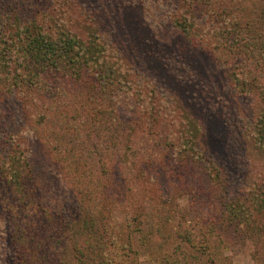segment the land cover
Segmentation results:
<instances>
[{
    "label": "rangeland",
    "instance_id": "rangeland-1",
    "mask_svg": "<svg viewBox=\"0 0 264 264\" xmlns=\"http://www.w3.org/2000/svg\"><path fill=\"white\" fill-rule=\"evenodd\" d=\"M4 1L0 30L6 29V39L38 24L53 39L70 36L107 48L100 71L93 66L75 78L70 72L67 78L58 75L64 79L57 81L54 97L42 93V86L36 90L40 98L22 89L2 101L0 123L17 131L18 141L27 138L19 151L28 148L44 204L51 203L47 207L54 214L56 201L77 204L68 177L59 170V147L48 140V135L63 133L62 125L77 132L80 149L96 151L89 173L106 187V211L116 210L103 216L116 219L110 231L120 235L106 252L111 264H264V148L250 139L262 106L243 89L247 75L242 57L215 32L222 25L217 15L225 7L229 12L232 5L251 6L256 0H214L203 8L187 0H62L57 3L61 12L69 1L67 22L59 8L50 13L55 0ZM10 4L17 19L9 14ZM185 21L193 24L197 44L176 24ZM16 54L10 63L19 75L22 53ZM242 121L249 135L246 147L252 151L248 161L238 145L234 163L222 136L232 133L231 142L240 138L231 129ZM35 133L44 139L38 142ZM7 138L4 133L2 145ZM78 155L83 160V152ZM84 161L69 158L67 164L86 170ZM7 199L16 214L14 200ZM146 205L152 208L153 223L164 224L159 233L135 221ZM0 217V264H18L8 250L14 252L18 245L7 242V236L14 232L10 226L15 229V219H21L5 212ZM48 247L41 253L60 264L54 257L63 255L54 256ZM62 258L72 264L69 257Z\"/></svg>",
    "mask_w": 264,
    "mask_h": 264
},
{
    "label": "trees",
    "instance_id": "trees-1",
    "mask_svg": "<svg viewBox=\"0 0 264 264\" xmlns=\"http://www.w3.org/2000/svg\"><path fill=\"white\" fill-rule=\"evenodd\" d=\"M8 1L5 0L4 2ZM187 1L196 8H203L207 4L214 5V0ZM256 1L251 6L232 5L229 12L225 7L221 11L222 14L217 15V20L222 25L218 27L220 30L215 32L219 34L218 36L226 39L229 44L226 43V45L236 56H241L243 59L242 67L247 75V78L243 80V89L246 93L257 96L262 106L259 119L256 120L255 125L252 124L253 129L250 132V139L255 142L256 146L260 145L261 148H264V0ZM13 2L14 0H11V3ZM261 2L262 5L259 7L258 5ZM52 3H55L56 6L50 10V13L61 7L57 6V3H62V0H55ZM68 3L62 5L64 12H61L60 8L57 10V13H61V18H65L66 22L69 13L65 9ZM30 6L33 7L34 4ZM10 7V16L17 19L19 15L14 5L10 4ZM50 17H52L51 14ZM9 19L16 21L12 17H9ZM176 24L189 39V42L197 44L194 40L192 23L191 26L187 21ZM0 26H3L1 21ZM44 29L43 26L38 24L31 26V29L27 28L22 31H19V29L17 31L21 33V36L18 34L15 39H13V36L6 39L4 37L6 29L3 27L0 30V113L5 110L2 101H10L17 97L22 89L31 92L32 95H38L40 98L42 94L36 92V90L43 86L44 92L42 93L52 98L55 95V89L59 88L57 87L59 86L57 81L64 79L58 75L63 74L67 78L69 77L68 72H70L75 78L76 75L80 76L84 73V70L86 71L90 67L94 66L98 71H100V68H104V61L99 63V60L107 51L106 46L94 43L90 46L70 36H64L59 40L53 39L43 31ZM222 38L218 37L219 40H222ZM16 52L22 53L19 66L23 73L19 75L11 70L12 63H10L12 58L15 60ZM99 65L101 67H98ZM4 77L7 80L2 79ZM195 108L198 109L199 107ZM241 123L242 126L240 123L233 124V129H231L240 138L231 142L228 137L232 133H227L225 137L222 136V140L226 141V145L224 144L226 152L230 149L231 160L234 163L238 160V156H236L238 145L242 148L240 154L242 153L245 158L248 157V161L252 151L251 146L248 149L246 147V140L249 139V135L243 121ZM212 125H209L211 131L210 126ZM0 126V156L2 153L4 154V157H0V216L2 212H5L13 218L21 219V221L15 219V229L10 226L14 232L11 231L7 236V242L10 241L12 245L14 243L18 245L13 249L14 252L10 248L8 249L15 256L14 260L18 264H52L41 253L43 246L49 245L50 248H48L53 250L54 256L56 254L63 255L54 257L60 264L69 263L64 261L62 258L64 256L69 257L72 264H93L94 262L111 264L110 256L106 252L109 251L111 245L118 242L117 238H120V235L119 237L116 235L118 230L110 231L116 219H107L103 216L106 213L111 215L116 210L115 207H110L106 211L105 206H108L104 199L107 197L105 196L106 187H103L100 178L96 179L89 173V169L94 166L96 151L94 149H80L78 147L77 132L67 131V128H62V125L61 130H63V133L55 132L51 136L48 135L50 144L59 147L56 149L61 156L58 161L59 170H61L63 176L65 174V177H68L69 186L75 194L73 198L77 200V204L74 205L71 201L66 202L64 205H59V201H56L54 207L57 208V213L54 214L48 208L52 204H44V198L40 193L38 171H35V167L30 164L28 148L19 151L21 146L23 147V143H26L27 138L22 136L18 141L14 135L17 131L12 132L9 126H3L1 123ZM213 126L214 128L219 127V125ZM124 132L125 130L121 129V135ZM4 133L9 138L2 145ZM126 134L131 137L130 133ZM35 136L38 142L44 139L42 133L41 135L35 133ZM129 137H126L125 141H127L129 147H132V141L127 139ZM82 144H85V142H82ZM48 146L50 145L48 144ZM124 148L125 150L128 149L127 146ZM81 152L84 154V162L89 165L86 170H83L82 167L73 166V164H67V160L70 158L74 163L76 161L77 164L82 162L83 165V160L80 157L82 155H78ZM122 170L123 167H120V172ZM73 173L78 178H74ZM133 175L135 176L136 173L133 172ZM45 188L48 190V186H45ZM8 196L14 200L13 204L17 208L16 214L12 211L15 210L14 207H10L11 209L8 207L10 201L7 199ZM2 200H5V202ZM150 209L152 208L146 205L143 212L136 215L135 221L136 223L139 222L137 224L147 227L150 233H154L155 230L159 233L164 224L161 225L159 222V225L156 226L153 223ZM103 219H106V222ZM161 220H164V218L161 217ZM9 223H11L10 220ZM144 240L147 241L148 237L145 236ZM188 240L192 243L191 237ZM93 255L98 257L94 259ZM210 255H213L212 251ZM176 260V262L181 263L179 257Z\"/></svg>",
    "mask_w": 264,
    "mask_h": 264
}]
</instances>
